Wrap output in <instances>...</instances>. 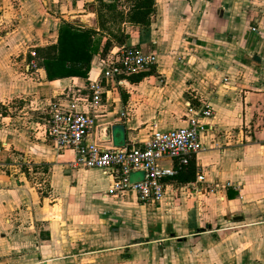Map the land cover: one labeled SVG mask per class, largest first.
I'll use <instances>...</instances> for the list:
<instances>
[{"label":"crops","instance_id":"0c3cea01","mask_svg":"<svg viewBox=\"0 0 264 264\" xmlns=\"http://www.w3.org/2000/svg\"><path fill=\"white\" fill-rule=\"evenodd\" d=\"M155 1L144 29L125 5L116 22L112 0H0V264H264V0ZM65 23L94 31L98 50L85 76L50 78L40 50L56 54ZM122 37L158 64L105 85L92 113ZM69 99L94 115L104 147L116 125L126 143L145 142L185 127L190 109L214 114L204 150L167 180L161 203L144 206L134 192L112 195L114 176L70 167L72 151L47 140L51 104ZM138 247L158 254L133 257Z\"/></svg>","mask_w":264,"mask_h":264},{"label":"built area","instance_id":"2783aa9c","mask_svg":"<svg viewBox=\"0 0 264 264\" xmlns=\"http://www.w3.org/2000/svg\"><path fill=\"white\" fill-rule=\"evenodd\" d=\"M36 57L35 53H32ZM37 69V64L32 63ZM158 64L155 52L120 46L109 54L103 64L101 76L91 91V112L96 113L102 105L104 86L116 82L121 85L125 78L152 70ZM185 127L155 132L147 141L132 140L123 147H104L92 138L94 115L79 110L75 100H59L52 103L45 120L46 137L57 149L70 150L74 169L102 170L114 176L112 195L134 192L137 201L144 206L161 203L166 194V182L189 167L204 150L202 135L210 130L206 122L213 110L204 106L190 109ZM169 161L172 166H164ZM143 174L140 180L132 181V175ZM205 182V176L198 178ZM230 186V184L228 185ZM218 185L212 189L216 191Z\"/></svg>","mask_w":264,"mask_h":264},{"label":"trees","instance_id":"16d2710c","mask_svg":"<svg viewBox=\"0 0 264 264\" xmlns=\"http://www.w3.org/2000/svg\"><path fill=\"white\" fill-rule=\"evenodd\" d=\"M155 5V0H134L129 12L130 22L140 28L148 29L151 25V18L155 13ZM111 7L115 8L112 5ZM94 35L95 33L92 30L77 28L68 23L62 25L56 54L53 53L54 48L40 50L42 57L45 59L49 77L85 76L92 55L98 50ZM125 41L126 37H122L119 38L118 42L123 45ZM110 44L111 42H107L105 51H108L111 47ZM67 65L71 67L69 68Z\"/></svg>","mask_w":264,"mask_h":264},{"label":"rangeland","instance_id":"374dc122","mask_svg":"<svg viewBox=\"0 0 264 264\" xmlns=\"http://www.w3.org/2000/svg\"><path fill=\"white\" fill-rule=\"evenodd\" d=\"M115 1V2H114ZM133 2H134V0H112V2H111V5H112V3L114 4V5H117V7H121V10L119 11V8H118V10L117 11H114L113 12V15L115 16V21L117 22V21H120L121 19H122V15H123V13H125L126 12V10H124V9H122L123 7L122 6H126L127 7V9L128 8H131L132 7V5H133ZM121 13V14H120ZM125 15V14H124ZM124 17V16H123ZM128 18H129V15H128ZM128 25V24H127ZM119 37H121L122 35L120 34V32H119ZM120 47V46H119ZM46 117H48V114H47V116ZM166 162L167 161H165V162H162V165H164V166H166ZM130 201V200H129ZM131 202V201H130ZM118 226H120V224H118V223H116V224H114V226H112V227H118ZM217 238H219V237H217ZM208 238H206L205 240H207ZM222 239H224V238H222ZM210 240V239H209ZM205 246H207V243L205 244ZM203 250H205V249H203ZM149 251H151L149 248H142V247H138L137 248V251L135 252H133L132 253V255H133V257H139V256H143V255H151V254H154V255H157L158 253H157V251H155V249L153 250V251H155V252H153V253H148ZM171 252H174V251H172L171 250ZM167 254V253H166ZM174 254V253H173Z\"/></svg>","mask_w":264,"mask_h":264},{"label":"water","instance_id":"95a60500","mask_svg":"<svg viewBox=\"0 0 264 264\" xmlns=\"http://www.w3.org/2000/svg\"><path fill=\"white\" fill-rule=\"evenodd\" d=\"M113 130V141L115 147H123L126 144V135H125V129L121 125H116L112 128ZM140 176H143V174H133L132 175V181H136L139 179Z\"/></svg>","mask_w":264,"mask_h":264}]
</instances>
